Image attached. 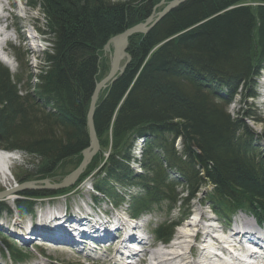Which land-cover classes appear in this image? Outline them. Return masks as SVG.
I'll use <instances>...</instances> for the list:
<instances>
[{"label":"trees","instance_id":"trees-1","mask_svg":"<svg viewBox=\"0 0 264 264\" xmlns=\"http://www.w3.org/2000/svg\"><path fill=\"white\" fill-rule=\"evenodd\" d=\"M160 2L34 4L50 28L45 70L33 86L36 78L30 73L26 79L13 77L0 66V150L34 159L38 173L34 177L20 171V182L67 177L78 168L90 144V99L110 71L109 61H102L104 48L112 37L145 23ZM127 52L131 60L124 73L100 95L96 107L102 153L71 190L103 166L95 192L116 204L121 200L118 189L141 188L144 195L129 207L137 217L165 202H179L180 184L168 180L172 172L190 197L211 185L205 205L219 216L229 219L247 211L264 223L259 145L264 134L253 135L242 118L228 111L237 95L257 97L255 83L264 71V0H188L148 34L132 36ZM144 136L149 140L138 175L130 168L128 152ZM181 140L180 152L175 145ZM53 194L23 192L15 209L24 217L33 212L34 201ZM4 211L12 213L0 200V215ZM174 228L164 225L155 233L167 243ZM5 246L19 260L23 252Z\"/></svg>","mask_w":264,"mask_h":264},{"label":"rangeland","instance_id":"rangeland-1","mask_svg":"<svg viewBox=\"0 0 264 264\" xmlns=\"http://www.w3.org/2000/svg\"><path fill=\"white\" fill-rule=\"evenodd\" d=\"M4 1L6 2V4L9 3V0H4ZM14 1L19 5L21 4V9L19 8L12 9L17 12L16 14L18 15V17L17 19H15L13 16L9 15V23L17 28L18 25H21L20 23L28 21L27 23L28 26L27 24L24 23L27 26V28L23 29L22 32H20V34L16 33V36L14 33L8 31V33L11 34L12 36L11 37L12 41L6 44L4 47L5 49L1 51V54L3 55V57L0 56V66L6 67L9 70L11 76L13 77L17 75L19 76L22 75L24 77L23 79H26L27 74L30 73L32 76H34V78H36L35 81L32 83V85L34 86L38 82V76L42 74V70H45L46 66H45L44 61H45L46 54L47 53L49 54L51 52L52 43L50 42L51 41L50 28L46 24V19L44 18L39 7L34 6L35 3H40L41 0H14ZM112 1H124V0H112ZM172 1L174 0H165L162 6H159L158 8H156V10L153 11L155 16L159 12H161L167 4H169ZM23 8L27 10L28 15L23 11ZM1 9L2 7L0 4V11ZM30 37H32V40ZM23 38L24 40L21 42V39ZM112 51H113L112 48L106 49V50L104 48V56L102 60V61L108 60L110 67H111V62H112V59H111ZM5 53L9 54L8 58L5 57L7 55ZM18 53L23 58V62L18 61L19 59H17V55H16ZM126 61H127V58L122 62V64H124ZM254 92L257 95V98H258L257 100L251 99V98L246 100L243 96L237 95L233 101V104L229 107L228 111L232 115V117L240 118V119L242 118V120L246 122L247 127L250 129L251 133L253 135L255 134L258 136L259 134H264V72L263 71L261 72L259 79L255 83ZM247 114L252 116L250 120L246 119L245 116ZM148 137L149 136H144V137L139 138L141 140H144L145 143L139 140H137L134 143V145L131 148V154L133 157L137 159L141 158L140 155L144 151L143 148L145 147L147 140H149ZM180 142H181L180 145L179 143L176 142V145L178 144V147L175 146L177 150L179 151L183 148L181 145L182 140ZM259 145L261 147L260 151L262 153V158H263L262 164H264V142L261 141ZM0 151H3V150H0ZM16 152H18V159L14 161L10 167L12 177L8 178L9 181H5V179L2 178L0 174V192L10 190V188H14L15 186L19 184V182L17 181V176L19 175L20 171H28L30 173L29 175H33L34 177L36 176L35 174H38L36 172L37 169L34 166L35 160L28 158L25 154L19 151H16ZM99 153H102L101 149L94 156V158ZM102 167L98 168L90 177H88L85 180V182H83L82 185H80L78 191H76L77 188L71 192L70 190L72 188L69 190H66V189L58 190L60 192L62 191L66 193L67 196L69 197V198L59 197L58 199H60L61 202L58 205V208H60L63 211L66 209L67 204L70 202L73 205V207L71 208L73 212H79V211L82 212V209L86 208V206L84 207V203H91L92 205V203L95 202V200H93V197H92L95 192V190H93V185L96 183V180L98 178L97 176H100ZM130 168L134 170L138 175L141 174L143 171L139 163H133ZM168 175H169L168 180L172 179L175 181L176 184H180L177 187V192H178L177 196H179L178 198L179 202H176L174 204H169L168 202H165L161 207L159 208L153 207L152 211L147 212L145 215V219H144L145 221L149 222L148 223L149 227L147 228V230L144 229V225H143V228L138 227L136 221L134 220L135 216L133 215L132 211L129 208L135 197L144 195L145 193L144 190L142 191L141 188L130 189V187H128L129 189L120 191L121 189L120 188L118 189L119 191H116L118 192V194L121 195L120 196L121 201L119 204L120 207L117 210L123 211V215H121V217L119 218L114 216V220L118 219L120 221H125V223L128 226L129 225L135 226L136 228L139 229L141 233L140 235L141 237L151 235V233H155L156 231L155 229L161 225H165L166 227H170V228L175 226V228L172 230L173 231V235H172L173 241L170 242V244L168 245H164L163 244L164 242L162 239H158L156 241L153 239L154 241L152 240V244H154V246L152 245L150 247L151 250L155 249L154 251H159L161 253L169 252L170 250H172V248L169 246H171L173 242L177 241V239L179 238L180 232L182 233L186 232V229L184 226L188 224V221H192V218L195 216H197L196 220L200 221L201 220L200 218H202L203 215H205L207 220L203 221V223H205V225H207V227L211 230V235H221L223 238V237L233 236V234L231 233V231L224 230L222 227L226 228V225H230V223L233 221L239 222L242 220L243 217L249 219L253 215V213H250L247 211H241L240 213L237 212L238 214H236L235 217L233 218L231 217L229 219L224 216H219L209 206L205 205L209 203L208 201H206V194L212 189V186H207L202 191L190 197L189 192L187 191L186 187L181 185L182 181L179 178V176L176 173H172V172H169ZM34 181H39V180H34ZM61 181L62 179L57 177V178L51 179V181L48 183L55 185V184H60ZM30 186L32 188L30 192H37L40 190L35 189V188L42 187L44 186V184H36V185L33 184ZM19 193L20 192H17L16 194L19 195ZM79 194H81V197H79L80 196ZM18 195L12 198H5L4 200H1L6 204L8 208L12 210V213L4 211V213L0 215V231H1L0 232L1 233L0 234V256L2 257V260L0 259V264H56V263L57 264H92V260H88L89 257L86 259L85 257L86 253L80 256V253L74 249H71L68 252H65V251L61 252L57 250L59 248L54 247L53 245H50V244H41L43 246H39L38 248L32 245L31 247H29V245L23 246V245L18 244L17 243L18 241L16 239H15L16 242L12 240L8 236V234H11L12 236L15 234V236H18L16 234L26 233L25 231H21V229L17 226L18 224H21V226H24V230L27 231L30 229V227L25 229V226L28 223H34V222L37 223L40 216H42L43 214L45 213L50 214L52 212H53L52 216L54 214H57V211H56L57 208L54 207L52 204V202H54L56 199L45 200V201H48V204L52 205L51 207L46 206V204L42 202L44 199L42 201H39L38 199L34 201L33 208H32L33 212L30 213L29 215L30 217H26L27 215L24 217H21L19 214L16 213L15 206H14L15 201L19 199ZM100 198L106 204L103 203V205L100 206L98 210L95 209L97 213L103 212L105 208L109 210V213L113 211L115 212L117 211V210H114L115 208L113 206H110L107 204L110 201L106 202L107 200L102 196H100ZM95 207L97 208L96 205L94 206V208ZM241 213H243L247 217L245 216L240 217ZM82 214L84 213L82 212ZM208 216L210 218L209 220H208ZM31 220H33L34 222H32ZM8 222L10 223L9 225L10 227H8L10 229H7V227H3V225H1V223L6 224ZM254 222H255V219H254ZM12 225H14L17 228V231L13 227H11ZM231 226L233 227V223H231ZM133 228L134 227H132V229ZM5 242L8 244V246L14 247L15 249H17L16 248L17 246L23 247L24 250L26 249L27 253L29 254L27 258L29 259L21 263L20 262L12 263L10 258L8 257L9 250L7 249V246H5ZM213 244L215 243L212 242V245H209L212 247L210 251L214 250ZM102 247L103 246H101V248L100 247L98 248V250L101 249L100 251L97 250V246L93 248L96 249L94 252L96 253L98 252V254H101V256L103 257L107 253V249H103L105 247L103 248ZM196 248L198 250V253H200V250L202 249V247L200 246L199 243L196 244ZM91 249L90 250L88 249V250L91 251ZM178 251L187 253L189 252V248L184 247V249H181ZM75 252L78 253L79 255L76 254ZM141 252L143 251L141 250ZM219 253L222 254L221 251ZM101 256L99 255L97 257L99 258ZM98 261H99V264H103L102 261H100V259ZM137 261H135L134 259L133 264L134 263L141 264L140 262H137ZM110 264H115V261Z\"/></svg>","mask_w":264,"mask_h":264},{"label":"bare ground","instance_id":"bare-ground-1","mask_svg":"<svg viewBox=\"0 0 264 264\" xmlns=\"http://www.w3.org/2000/svg\"><path fill=\"white\" fill-rule=\"evenodd\" d=\"M0 4L2 7L0 11L1 53V51L5 49V45L12 41V36L8 33V31L14 33L16 36V33L20 34L23 29L27 28L28 21L22 23H20L19 21L21 25H18L17 28L14 27L12 24L9 23V15L17 19V12L12 9H21V4H17L14 0H9V3L7 4L4 0H0ZM23 11L28 15V12L25 8H23ZM24 23L27 24V26ZM30 38L32 40V37ZM23 40L24 38L21 39V42ZM177 143H179L180 145L181 142L177 141ZM175 146L178 147V144ZM143 154L144 152H142V154L140 155L141 158L137 159L132 156L130 150L128 152L129 162L131 158L130 166L133 163L140 162L142 160ZM107 157L108 154H106V158ZM17 159V152L0 151V174L1 177L5 179V181H9L8 178L12 177L10 167L12 163ZM91 163L92 162L87 165L86 170ZM58 177L62 179L61 183L68 181L66 177ZM53 178L57 177H46L41 179V181L50 182ZM17 181L19 182L18 185H20V183H23L20 182L18 178ZM33 182L34 180H32V184ZM11 189L13 190V188H10V190ZM130 189H134V187ZM93 190H95L94 185ZM43 191L49 192L50 194H54L52 196L49 195L48 197L39 199V201H42L44 199L42 202L46 204V206L51 207L52 205L48 204V201L45 200L56 199L54 202H52V204L58 209L57 210L55 208L57 214H54L52 216L53 212L50 214L45 213L40 216L37 223L31 220L34 223H28L25 226V229L29 227L31 229V227L33 226L31 230L29 229L26 231L24 230V226L18 224L17 226L21 229V231H25L26 233L16 234L18 236H15V234L13 236L11 234H8V236L14 241L16 239L18 241L17 243L20 245H29V247H31L32 245L39 248V246H43L41 244H50L54 247L59 248L57 250L61 252H68L69 250L74 249L80 253V256L86 253L85 257H90L95 260L100 259L103 264H110L114 261L115 264H133L134 259L135 261L138 260L137 262H140L141 264H264V223L261 222L259 218L254 214L251 217L252 219H247L243 217L242 220L239 222H231L233 223V227L231 226V223L230 225H226V228L222 227L224 230L227 231H231L233 228L234 231L232 233L233 236L223 238L221 235H211V230L207 227V225H205V223H203V221L207 220L205 215L200 218V221L196 220L197 216H195L192 218V221H188V224L184 226L186 232H180L177 241L173 242L171 246H169L172 248L173 251L170 250L169 252L161 253L159 251H154L155 249H150L152 245L154 246V244H152V240L154 239L156 241L159 239L156 233H151V235L141 237L139 229L135 226H128L125 221H120L118 219L114 220V216L119 218L121 217V215H123V211L117 210L120 207L119 204L121 200L114 204L110 201V199L106 198L101 194H98V192H94V195L92 197L94 198L93 200H95V202L92 203V205L91 203H84V207L86 206V208L82 209V212L84 213L82 214V212L80 211L73 212L71 210L73 205L70 202L67 204L65 210L62 211L60 208H58V205L61 202L58 198L68 197L66 193L62 191L52 192L51 190L45 189H43ZM76 191H78V189ZM16 193L17 192L11 191V194L8 196V198H12L18 195ZM21 193L23 192H20L18 196H20ZM79 195V197H81V194ZM100 196L104 197L107 200L106 202L110 201L107 204L113 206L115 208L114 210L117 211L109 213V210L105 208L103 212L97 213L95 209L98 210L99 207L102 206L104 203ZM95 205L97 206V208H94ZM16 213L19 214L17 211ZM29 215L30 213L27 214L26 217H30ZM145 215L146 213H142L141 215L134 217V220L136 221L138 227L143 228L144 225V229L147 230V228L149 227V222L144 220ZM241 216L245 215L241 213L240 217ZM209 219L210 218L208 216V220ZM1 225H3V227H7V229H10L8 228L10 227L9 222L6 224L1 223ZM162 226L164 225H161L159 227ZM11 227H13L17 231V228L14 225H12ZM132 227L134 228L132 229ZM159 227H157L155 230L157 231ZM212 242L215 243L213 244L214 250L210 251L212 247L209 245H212ZM198 243L202 247L200 253H198V250L196 248V244ZM243 243L246 245V247L243 245ZM163 244L168 245V243ZM95 246H97V250L99 247L101 248V246L105 247L102 248L107 249V253L102 257L101 254H98V252H94L96 249L93 247ZM184 247L189 248V252H187L188 254L186 252L178 251L184 249ZM16 248L23 253L17 261L15 260V258L12 257L13 255L8 254V257L10 258L12 263H21L29 259L27 258L29 254L27 253L26 249L24 250L23 247L18 246ZM88 249H91V251H89ZM140 249L143 252H141ZM220 251L222 252V254L219 253ZM232 253L235 254V258H233ZM99 255L101 257L98 258L97 256ZM0 259L2 260L1 256Z\"/></svg>","mask_w":264,"mask_h":264},{"label":"water","instance_id":"water-1","mask_svg":"<svg viewBox=\"0 0 264 264\" xmlns=\"http://www.w3.org/2000/svg\"><path fill=\"white\" fill-rule=\"evenodd\" d=\"M188 0H174L167 4L161 12H159L156 16L153 13L145 23L137 25L135 27H132L125 32H123L120 35L112 37L108 43L105 46L106 49L112 48V62L110 71L107 74L106 77H104L98 84H96L95 89L92 93L89 109L87 113V126L89 131V139L90 144L86 151L83 152V160L81 164L78 166V168L73 171L71 174H69L66 179L68 181H65L60 184L51 185L47 181H34L33 184H44L42 187H38L35 189H39L40 191L45 190H51V191H58V190H69L73 188L81 178V176L85 173L87 165L91 162V160L94 158V156L98 153L100 149L99 144V137L96 131L95 127V112L96 107L100 98V95L107 90L125 71L128 63L130 62V56L128 54V46H129V40L132 36L137 34L146 35L148 34L163 18H165L171 11L179 7L181 4L185 3ZM165 0H162L161 3L156 7L162 6L164 4ZM156 8L154 10H156ZM127 58V61L122 64V62ZM259 136L263 137V134H259ZM8 152V151H5ZM16 152V151H12ZM18 153V152H17ZM93 157V158H92ZM30 181V180H29ZM28 181V182H29ZM23 182L18 186H15L13 190H6L3 192H0V200H4L5 198H8V196L11 194V191L13 192H25L32 190L30 185L31 182ZM76 189V188H75ZM79 189V187H77ZM74 190V189H73ZM73 190H70L73 191ZM6 201V200H5Z\"/></svg>","mask_w":264,"mask_h":264}]
</instances>
